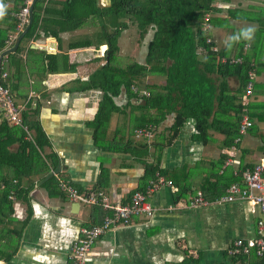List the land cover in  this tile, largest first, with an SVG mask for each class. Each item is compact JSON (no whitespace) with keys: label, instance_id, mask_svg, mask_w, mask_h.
<instances>
[{"label":"crops","instance_id":"0c3cea01","mask_svg":"<svg viewBox=\"0 0 264 264\" xmlns=\"http://www.w3.org/2000/svg\"><path fill=\"white\" fill-rule=\"evenodd\" d=\"M104 1L105 4L110 2ZM251 3L259 5L253 9L258 13L252 16V26L257 29L256 20L263 23L264 19V0H252ZM35 4L31 25L18 45L23 47L20 55L25 68L20 77L10 73L6 80L8 87L24 109L39 107L42 128L51 141L45 150L56 157V164L50 171L58 169L54 174L58 179L70 180L82 193L102 190L112 203H127L135 191L156 179V175L149 182L146 179L147 167L158 151L156 140H152L153 133L146 136V140L131 132L132 109L123 107L127 104L123 93L115 99L121 110L111 113L105 127L107 141L95 138L90 123L98 113L103 93L97 88L84 89L83 85L104 63L94 58L102 57L108 44L71 48L73 42L84 38L83 35L92 36L98 26L91 19L81 27H67L66 0H44L38 24L32 36L26 38L33 23ZM14 8L15 0H0V28H7L11 18L16 17ZM43 21L48 24L46 30L41 27ZM258 30L262 32L261 28ZM22 31L9 48L14 46ZM16 32L17 29L9 35ZM103 46L104 53L100 55L98 50ZM41 51L68 53L69 61L60 55L59 61H48ZM71 64L74 68L66 70ZM6 67L15 73L16 61L7 60ZM169 120L171 123V116ZM116 130L123 133L124 138L118 145L124 149L106 150L103 145L112 140ZM194 134L195 127L190 120L171 143L160 145V165L171 171L167 172L168 176L175 178L178 184L174 185L167 174L157 172L165 182L152 193L154 214L135 216L130 223L117 225L97 238L85 264L260 262L261 257L254 255L253 259L249 257L242 261L241 257L228 251L235 239L258 236L260 221L264 235V214L257 204L240 200L192 206L191 200L199 190L211 201L225 194L229 184L225 186L227 181L220 178L222 170H211L212 161L222 153H227L228 159L233 160L234 173L241 166L259 162L264 156L253 147L246 151L234 145L231 149L204 145L194 138ZM127 138L133 142L125 149ZM253 144L251 146H255ZM49 172L14 180L20 192H14L13 198L8 196L10 206L0 203V264H71V247L81 227L103 220L106 211L98 209L99 204H77L60 187L57 189L46 183L47 180L43 181Z\"/></svg>","mask_w":264,"mask_h":264},{"label":"trees","instance_id":"16d2710c","mask_svg":"<svg viewBox=\"0 0 264 264\" xmlns=\"http://www.w3.org/2000/svg\"><path fill=\"white\" fill-rule=\"evenodd\" d=\"M43 1L37 0L35 4L33 23L26 38L32 36L38 24ZM251 2L110 0L109 4L102 6L99 0H66L64 12L67 11V27L75 29L91 19L98 26L92 36L73 42L71 48L108 44L107 52L102 57L94 58L104 63L83 85L84 89L97 88L103 93L98 113L90 123L94 136L97 140L107 141L104 137L107 132L105 127L111 113L121 110L115 99L125 93L127 104L123 107L132 109L131 132L147 128L152 131L157 143L154 161L147 167L148 182L155 178L157 172L164 175L171 173L160 165V145L171 143L190 120L195 127L194 138L204 145H218L220 149H231L234 145L246 151L253 147L264 156V19L263 23L256 20L259 28L252 26V16L258 13L253 9L259 5ZM23 4L24 0H15L14 11H19ZM262 13L264 16V6ZM17 24L18 20L14 17L7 28H0V51L5 48L9 33L16 31ZM46 24L43 21L41 26L45 30L48 28ZM132 28L138 31V41L145 51L142 62L123 55L119 44L122 33ZM260 28L262 32L258 30ZM21 52L22 45L7 56L8 62L16 61L17 68L12 73L7 69L6 62L4 69L8 70L9 75L20 77L22 68H25ZM41 52L48 61H59V55L69 61L68 53ZM123 57H126L125 61H121ZM233 57H241L242 62H231ZM71 68H74L72 64L66 70ZM251 68L254 69L255 78L252 93L246 102L244 95ZM151 76H162L163 81H149ZM4 84L8 86L6 81ZM135 87L138 90L135 91ZM146 89L149 94L142 93ZM10 90L14 96L13 90ZM244 115L249 116L252 125L241 133ZM170 116L173 121L168 123ZM122 134L120 130L114 131L112 140L103 148L109 151L124 149L118 145L120 139L124 138ZM250 140L254 141L255 146L250 145ZM125 141V149L132 146L130 138ZM50 144L39 119V107L23 109L22 124H13L1 117L0 186H4L0 187V203L10 206L12 203L8 196L11 190L16 194L20 192L14 180L43 175L55 166V154L45 150ZM227 159L228 154L222 153L211 163L212 171L222 170L219 176L227 181L225 186L241 180L243 171L254 165L238 167L239 171L234 173V166H224ZM168 177L174 185L178 184L175 178ZM58 181L54 175L46 183L59 189ZM143 186L140 190H145L147 184ZM97 208L103 209L101 205ZM254 255L236 256L244 261L249 257L253 259ZM261 262L262 259L257 264Z\"/></svg>","mask_w":264,"mask_h":264},{"label":"built area","instance_id":"2783aa9c","mask_svg":"<svg viewBox=\"0 0 264 264\" xmlns=\"http://www.w3.org/2000/svg\"><path fill=\"white\" fill-rule=\"evenodd\" d=\"M34 0H24L23 6L16 12L18 20L17 32L10 34L6 39L5 49L9 48L14 42L17 34L22 31L30 22V11ZM2 50L0 51V53ZM1 56V54H0ZM226 61V58L224 59ZM7 62V56H4L1 61V76H0V117H4L7 121L13 124H22V110L24 106L16 103V100L10 88L4 84L9 74L4 66ZM231 62H242L241 57H233ZM250 80L247 84L244 100L248 102L249 96L253 90V80L255 78L254 69L249 72ZM138 90L135 87V91ZM142 93H147L145 90ZM252 121L248 115H244L240 125V132L245 133ZM138 136H150L152 131L147 128L136 129ZM238 140V139H237ZM235 147V146H234ZM233 160L227 159L225 166L231 165ZM16 181V180H15ZM165 180L160 173L156 174V179L149 182L145 190H137L133 193L130 201L127 203H112L105 195L104 191L97 190L92 193H82L68 179L59 178L60 189L72 201L84 202L92 205H101L106 211V214L101 223L89 226H83L80 229L78 237L73 241L70 253L71 264H85L87 257L92 250V247L97 238L105 234L110 229H113L120 224H128L133 217L139 215L151 216L155 212V208L151 202L152 193ZM4 186V184L2 185ZM9 196L14 197V191H11ZM248 200L260 207L264 214V158L255 163L252 167H247L242 173V179L231 183L224 195L220 198L211 201L208 200L203 192L199 190L191 200L192 206L208 205L210 203H226L232 201ZM263 222L260 221L259 235L253 238H237L229 246L228 251L232 255H251L255 254L262 258L260 264H264V235Z\"/></svg>","mask_w":264,"mask_h":264},{"label":"rangeland","instance_id":"374dc122","mask_svg":"<svg viewBox=\"0 0 264 264\" xmlns=\"http://www.w3.org/2000/svg\"><path fill=\"white\" fill-rule=\"evenodd\" d=\"M103 3H107L106 1L102 0ZM138 31L136 30V28H132L130 30H126L122 33V35L120 36L119 38V44L122 48V53L123 55H126V56H132L134 58H136L138 61L142 62L143 59H144V52L142 50V47L138 41ZM80 36V35H79ZM88 35H83L82 37H87ZM103 47H101L98 52L100 53V55H103L104 51H103ZM97 52V53H98ZM126 57H123L121 59V61H125ZM103 61V60H101ZM149 81H152V82H156V83H161L163 81V78L162 76H151L148 78ZM147 93L148 90L146 89L145 90ZM173 121V117L171 116V122ZM168 122H170V120L168 119ZM148 137H144L142 136L140 139H147ZM151 140V139H150ZM152 140H154V137L152 138ZM251 144L252 145L254 143V141L250 140ZM254 145V144H253Z\"/></svg>","mask_w":264,"mask_h":264},{"label":"water","instance_id":"95a60500","mask_svg":"<svg viewBox=\"0 0 264 264\" xmlns=\"http://www.w3.org/2000/svg\"><path fill=\"white\" fill-rule=\"evenodd\" d=\"M35 2H36V0H34V2H33V4H32V6H31V11H30V23L27 25V27L25 28V30H23L20 34H19V36L17 37V39H16V42H15V44H14V46L13 47H11V48H9V49H6V50H4V51H2L0 54H1V56H0V76H1V61H2V58L5 56V55H7L8 53H10V52H14L16 49H17V47H18V45H19V43H20V41H21V39L23 38V36L25 35V33L28 31V29H29V27H30V25H31V22H32V17H33V7H34V4H35ZM99 5H105V3H103V1L102 0H100L99 1ZM107 49V48H106ZM58 169H54V170H52V171H50L46 176H45V178H44V180L43 181H46V180H48L50 177H52L55 173H58ZM77 204H79V202H77Z\"/></svg>","mask_w":264,"mask_h":264}]
</instances>
